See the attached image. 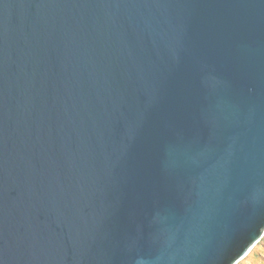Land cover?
<instances>
[{"label":"water","instance_id":"95a60500","mask_svg":"<svg viewBox=\"0 0 264 264\" xmlns=\"http://www.w3.org/2000/svg\"><path fill=\"white\" fill-rule=\"evenodd\" d=\"M263 237L264 0H0V264Z\"/></svg>","mask_w":264,"mask_h":264},{"label":"rangeland","instance_id":"374dc122","mask_svg":"<svg viewBox=\"0 0 264 264\" xmlns=\"http://www.w3.org/2000/svg\"><path fill=\"white\" fill-rule=\"evenodd\" d=\"M237 264H264V237Z\"/></svg>","mask_w":264,"mask_h":264}]
</instances>
